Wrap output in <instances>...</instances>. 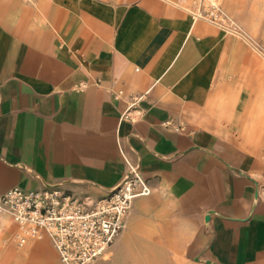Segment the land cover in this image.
<instances>
[{
	"label": "crops",
	"instance_id": "obj_1",
	"mask_svg": "<svg viewBox=\"0 0 264 264\" xmlns=\"http://www.w3.org/2000/svg\"><path fill=\"white\" fill-rule=\"evenodd\" d=\"M262 77L242 39L177 0H0V194L103 196L126 159L150 193L91 264H264ZM27 252L52 262L44 241L9 249Z\"/></svg>",
	"mask_w": 264,
	"mask_h": 264
},
{
	"label": "built area",
	"instance_id": "obj_2",
	"mask_svg": "<svg viewBox=\"0 0 264 264\" xmlns=\"http://www.w3.org/2000/svg\"><path fill=\"white\" fill-rule=\"evenodd\" d=\"M214 24L217 15L209 13ZM136 100L133 99L132 103ZM122 180L103 196L79 194L61 186L25 190L13 187L0 194V208L17 225L16 244L47 236L58 264H91L112 244L133 202L149 195L148 182L126 160Z\"/></svg>",
	"mask_w": 264,
	"mask_h": 264
},
{
	"label": "rangeland",
	"instance_id": "obj_3",
	"mask_svg": "<svg viewBox=\"0 0 264 264\" xmlns=\"http://www.w3.org/2000/svg\"><path fill=\"white\" fill-rule=\"evenodd\" d=\"M196 18L209 20V13L217 15V22L225 30L242 39L249 50L260 59L264 68V0H177ZM260 69V66H257ZM264 77L258 83L256 92L258 97H264ZM252 122L248 126L252 140V152L261 162L259 175L260 189L264 196V109L254 111ZM5 220V224L3 222ZM9 229V236L5 239V231ZM17 225L0 208V264H40L32 258L29 252L24 254H9L25 250L31 243L44 241L50 251L51 264H57V253L47 236L31 238L23 246L16 244ZM11 253V252H10Z\"/></svg>",
	"mask_w": 264,
	"mask_h": 264
}]
</instances>
